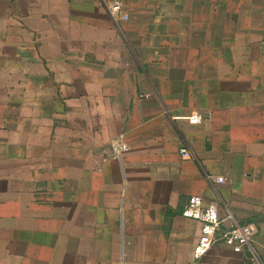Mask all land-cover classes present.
I'll list each match as a JSON object with an SVG mask.
<instances>
[{"label": "crops", "instance_id": "obj_1", "mask_svg": "<svg viewBox=\"0 0 264 264\" xmlns=\"http://www.w3.org/2000/svg\"><path fill=\"white\" fill-rule=\"evenodd\" d=\"M123 10L0 0V264H255L220 239L193 259L191 195L253 223L264 264V0Z\"/></svg>", "mask_w": 264, "mask_h": 264}, {"label": "built area", "instance_id": "obj_2", "mask_svg": "<svg viewBox=\"0 0 264 264\" xmlns=\"http://www.w3.org/2000/svg\"><path fill=\"white\" fill-rule=\"evenodd\" d=\"M103 4L108 15L116 25L129 18L128 13L123 10V0H103ZM173 118L176 119V117ZM179 118H183L191 124H198L202 121L203 115L199 112H191ZM110 146L116 157H119L127 149L126 144L118 139H113L110 142ZM179 153L184 158L192 156L190 149L186 145L180 147ZM207 178L211 183H222L224 180L222 176L215 178L207 176ZM181 215L185 218L197 220L200 223L198 236L192 248L193 259L202 257L220 239L234 253L249 252L251 261L258 264L259 258L252 245V238L256 229L253 223L236 222L232 219L228 210H226L225 219H222L215 205H203L202 197L199 195H191L188 197L187 202L182 208ZM226 219L233 221L221 233L220 237L217 238L216 232L222 221Z\"/></svg>", "mask_w": 264, "mask_h": 264}]
</instances>
